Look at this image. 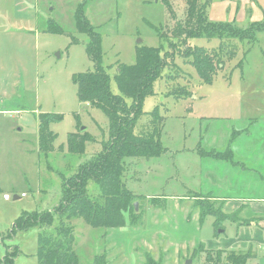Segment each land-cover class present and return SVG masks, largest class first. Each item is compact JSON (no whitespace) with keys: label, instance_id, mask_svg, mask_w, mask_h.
<instances>
[{"label":"rangeland","instance_id":"obj_1","mask_svg":"<svg viewBox=\"0 0 264 264\" xmlns=\"http://www.w3.org/2000/svg\"><path fill=\"white\" fill-rule=\"evenodd\" d=\"M170 1L176 18H182L183 0ZM210 2L216 4L213 10L207 8L212 21L233 22L241 29L264 22V0L250 1L261 12L260 20H254L257 16H250L248 8L240 11L238 1ZM79 9L100 34L102 65L114 94H119L114 80L117 63H133L138 45L159 46L157 29L171 21L161 0H15V5L5 6L8 15L0 17V259L14 256V264H38V233L54 227L32 225L11 233L15 221L58 205L61 178L100 152L109 135L106 114L79 100L71 80L72 74L93 69L86 53L88 36L75 25ZM24 11L32 16V29L16 24ZM52 27L61 31H48ZM190 42L211 54L219 52L217 38L197 37ZM229 42L235 53L222 57L209 82L178 57L173 66L177 70L166 69L153 83L142 110L149 113L156 108L162 115L160 140L166 152L156 158H125L123 183L132 194L133 212L131 221L125 213L123 228H94L81 219L72 220L78 264H94L96 258L106 264H148V259L200 264L204 252L194 250L214 237L213 217L200 223L197 202L210 196V191L192 185L199 181L203 167L200 151H208L211 142L220 144L227 132L238 153L239 165H234L230 176L233 184H241L246 197L264 194V181L252 172L264 168V140L260 141L264 137V29L251 43ZM185 89L189 96L177 95ZM42 113L59 116L49 125L56 138L47 156L38 138ZM82 129L94 140L86 142L83 154H72L67 151V134ZM214 150L209 157L213 171L221 164L232 170L227 149ZM213 176L218 181L222 177L218 171ZM87 190L94 195L97 185L90 181ZM213 191L220 196L219 190ZM3 194L10 197L4 199ZM221 230L222 225L217 228ZM255 253L247 264H264V252L256 248Z\"/></svg>","mask_w":264,"mask_h":264},{"label":"trees","instance_id":"obj_2","mask_svg":"<svg viewBox=\"0 0 264 264\" xmlns=\"http://www.w3.org/2000/svg\"><path fill=\"white\" fill-rule=\"evenodd\" d=\"M167 7L168 21L165 27L157 29L160 44L157 47L136 46L135 61L131 64L117 63L114 80L119 94L110 91V76L102 65L100 34L94 30L79 9L75 15L76 29L88 36L86 53L93 63L92 70L72 74L71 80L77 87V96L90 106L101 109L108 118V138L102 150L81 164L72 175L61 178V198L55 207L45 211L21 215L14 223V229H25L36 225L39 228L53 227L52 231L38 233V264H78V256L73 250V219H81L94 228L120 229L126 224L125 213H132V194L123 183L126 168L125 158H156L166 152L161 143L162 115L154 108L144 113L142 105L146 96L152 94L153 83L163 71L174 66L175 58H182L193 65L202 81L209 82L215 74L214 66L222 63V57L234 55L231 39L255 41L256 34L264 29V22H251L245 29L233 22L212 21L207 8L210 0H183L184 16L176 18L170 0H161ZM48 31H61L50 28ZM217 38L218 54H211L204 47L191 45L190 39ZM166 47H164V45ZM221 49V50H220ZM190 58L192 60H190ZM175 71L177 70L173 67ZM179 69V68H178ZM185 97L190 91L181 90L177 95ZM181 95V96H182ZM129 100V102L127 101ZM147 115L148 119H143ZM59 116L42 113L38 118L39 145L45 156L54 150L56 134L49 128ZM136 128V130H135ZM94 140L85 130L67 134V151L83 154L86 142ZM216 150H201L202 160ZM228 152V151H227ZM215 154V153H214ZM93 181L97 192L89 195L87 185ZM197 196V195H196ZM194 198L198 199V197ZM17 197V196H16ZM197 202L200 223L207 216L213 217L214 235L226 221H235L240 211L225 214L221 208V198L208 196ZM131 221V214L129 215ZM133 221V220H132ZM204 252L200 264H247L254 256L250 250L207 249L199 243L194 252ZM15 253V252H14ZM13 253V254H14ZM0 264H14V256L7 254ZM94 264H106L94 259ZM148 264L154 263L148 259Z\"/></svg>","mask_w":264,"mask_h":264},{"label":"crops","instance_id":"obj_3","mask_svg":"<svg viewBox=\"0 0 264 264\" xmlns=\"http://www.w3.org/2000/svg\"><path fill=\"white\" fill-rule=\"evenodd\" d=\"M235 1L239 2L238 9H240V11L245 13V8H248V10H246L247 13H249L250 16L253 14L254 16H257V19L254 20H260L261 12L253 7V5L251 4L252 2H250L251 0ZM227 3L228 1L222 2L223 5H226ZM6 5L7 7L15 5V0H0V17H6L8 15L5 10ZM215 5L216 4H210L209 8L213 10V7ZM16 21V24L19 25V28H23V30H26L27 28L32 29V16L30 13H25L24 11L22 15L18 16V19ZM249 123H251V121ZM234 133L238 135V132L236 130ZM228 135L229 132H227V138L222 139V141L218 145L216 141L211 142L210 145H212L208 148L217 149L220 146L222 150L227 149L228 156L226 158L229 161L232 170H229L226 166L225 168H223V164H221V168L217 169V171L222 175V177L218 181L215 176H213V173L217 174V171H213V168H211L209 156L204 157L203 164L200 163L203 167L201 168L200 173L197 175L199 181L196 183V185L192 186H196L198 189H201L203 186H205V189H209L208 191H210V195L214 197L217 196H215L213 189L215 191L219 190L221 192L219 194V198H221L220 200L222 203V211L225 214L230 215L234 214L236 211H240V213L238 216H236L235 221H226L225 225H223V229L219 232L217 231L216 235L213 234L214 237L211 240H207L204 244L206 248L210 250H250L251 253H253L254 257L252 259L254 260L256 258V248H259L264 252V197H262L264 196V194L258 195L256 197H246V195H244V188L241 187V184H233V178H230V176L232 175V172L236 170L233 169L234 165L237 164L238 166L239 164L236 163V161L238 162V159L236 158V142L234 141L233 137H229ZM263 140L264 137L263 139H260V141ZM229 149L231 150V152ZM233 156H235V158H233ZM260 171L264 172V168H255V171L252 172H255L257 174L258 179L264 181V173L260 174ZM235 177H237V174ZM258 190L262 191L263 188L259 186ZM189 191H192V189H190Z\"/></svg>","mask_w":264,"mask_h":264},{"label":"built area","instance_id":"obj_4","mask_svg":"<svg viewBox=\"0 0 264 264\" xmlns=\"http://www.w3.org/2000/svg\"><path fill=\"white\" fill-rule=\"evenodd\" d=\"M4 199L9 198L10 196L8 194H3Z\"/></svg>","mask_w":264,"mask_h":264},{"label":"water","instance_id":"obj_5","mask_svg":"<svg viewBox=\"0 0 264 264\" xmlns=\"http://www.w3.org/2000/svg\"><path fill=\"white\" fill-rule=\"evenodd\" d=\"M138 41H140V40H138ZM15 198H17L16 196H15ZM135 206V208L137 207V204H135L134 205ZM190 260H187V262L186 263H188Z\"/></svg>","mask_w":264,"mask_h":264}]
</instances>
